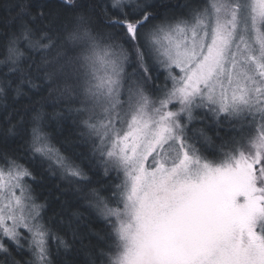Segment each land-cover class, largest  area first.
<instances>
[{"label": "snow or ice", "instance_id": "6c2138e0", "mask_svg": "<svg viewBox=\"0 0 264 264\" xmlns=\"http://www.w3.org/2000/svg\"><path fill=\"white\" fill-rule=\"evenodd\" d=\"M0 264H264V0H0Z\"/></svg>", "mask_w": 264, "mask_h": 264}, {"label": "trees", "instance_id": "16d2710c", "mask_svg": "<svg viewBox=\"0 0 264 264\" xmlns=\"http://www.w3.org/2000/svg\"><path fill=\"white\" fill-rule=\"evenodd\" d=\"M64 135H66V136H70V135H71V129L66 130L65 133H64ZM40 191L42 192V194H43L44 196H47V191H46V189H42V190H40Z\"/></svg>", "mask_w": 264, "mask_h": 264}]
</instances>
